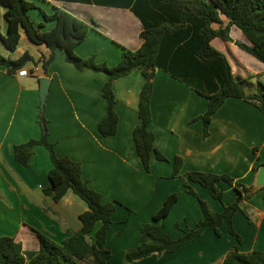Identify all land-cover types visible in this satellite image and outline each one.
<instances>
[{"label":"crops","instance_id":"1","mask_svg":"<svg viewBox=\"0 0 264 264\" xmlns=\"http://www.w3.org/2000/svg\"><path fill=\"white\" fill-rule=\"evenodd\" d=\"M29 1L49 15L54 9H61L90 26L88 38L75 49L81 58L96 56L98 63L114 67L120 63L124 51H138L143 44L142 22L130 9L102 6L94 1L90 4L74 0ZM5 12L0 5V30L4 37L8 31ZM30 15L36 25L44 23L38 10ZM228 24L229 19L221 15V23L213 28L219 30ZM53 27V23L46 24L45 31ZM230 36L233 42L215 38L211 44L227 57L236 78L255 87L252 80L264 74V64L236 45L252 46L238 27H231ZM25 54L33 60L20 70L12 73L0 65V237H13L22 244L24 252L40 251L35 231L62 244L71 234L82 230L81 216L89 211L88 205L72 192L58 203L45 194L53 169L45 147L34 148L28 166L16 160L15 146L41 138L40 82L44 78L51 80L44 111L57 156L79 162L83 179L102 194L104 203H117L106 237L105 247L111 252L107 264H126V253L143 243L142 227L153 222L173 194L178 201L165 219L168 234L177 240L184 231L196 228L203 212L198 200L188 193L189 173L229 175L255 191L254 170L259 171L264 165V115L255 105L236 98L226 100L212 119L210 136L204 138L201 117L207 111L208 100L157 69L148 130L155 136L157 150L168 161H159L153 155L151 171L147 173L133 138L140 123L138 107L145 81L140 71L114 82L118 132L105 138L98 127L108 115V104L102 94L108 76L91 70L78 71L61 51L47 75L41 61L49 57L50 50L31 43L24 30L15 52H9L0 43V55L5 58L16 61ZM21 70L30 75H18ZM176 158L182 159L183 166L179 176L173 178ZM189 184L216 213L237 200L234 188L223 181L217 183L223 193L222 202L214 200L200 185ZM247 205L252 220L242 212L233 219L234 229L242 238L239 249L242 253H264V187L257 190ZM101 225L98 223L86 236L89 245L96 244V232ZM220 230L221 237L206 229L199 239L176 253L152 255L131 264H222L238 242L229 233L226 221Z\"/></svg>","mask_w":264,"mask_h":264},{"label":"trees","instance_id":"2","mask_svg":"<svg viewBox=\"0 0 264 264\" xmlns=\"http://www.w3.org/2000/svg\"><path fill=\"white\" fill-rule=\"evenodd\" d=\"M74 1L89 4L94 1L95 4L102 6L130 9L142 22L141 48L135 52L124 51L120 63L114 67L106 63H98L96 56L81 58L76 54L75 49L88 38L90 26L61 9H54L49 15L35 2L29 0H0V5L6 9L5 19L8 23L6 37L0 30V43H3L9 52H15L20 44L21 32L24 30L31 43L37 46L44 45L50 50L49 57L41 61L47 75L48 68L59 51L65 54L66 61L78 71L91 70L107 75L108 81L102 88V94L108 104V115L98 127L100 134L105 138L113 137L118 132L119 117L115 110L114 82L134 71H140L145 81L138 107L140 123L133 132V138L137 155L147 173L151 171L153 155L159 161H168L157 150L155 136L148 130L152 122L151 99L157 69L187 84L199 96L208 100L207 111L201 117L204 123V138L210 136L214 115L230 98L255 105L264 115V84L259 82L257 93L248 94L246 82L234 76L227 57L211 44L215 38L233 42L230 29L236 26L249 39L252 46L241 43L236 45L264 64V0ZM35 10L40 12L44 23L36 25L32 20L30 13ZM221 15L229 19V24L226 28L215 30L213 25L221 23ZM49 23H53L54 27L45 31L46 24ZM32 60L29 54L16 61L0 55V65L9 68L12 73L22 69ZM39 124L40 140H30L15 146L16 160L28 166L34 148L45 147L50 153L53 164V169L49 172L51 184L45 190V194L54 203H58L68 192H72L88 205L89 211L81 216L82 230L71 234L62 244L35 231L41 246L37 253L24 252L22 244L16 242L13 237H0V264H107L111 252L105 247L106 237L112 225V216L116 211L117 203H104L102 194L93 190L83 179L82 165L79 162L57 156L55 145L50 141L49 121L44 110L40 111ZM182 166V159L176 158L173 162V178L179 176ZM254 172L257 174L258 169ZM220 181L233 187L238 196L235 203L224 206L223 212L216 213L208 202L197 196L189 183L200 185L214 200L222 202L223 193L217 187ZM188 182L186 185L188 193L198 200L203 212V218L196 228L184 231V235L177 240L168 234L165 219L178 201L176 194L171 195L154 216L153 222L142 227L143 243L126 253V264L152 255L176 253L186 244L199 239L206 229H211L221 237L220 229L225 221L228 223L229 233L236 238L238 245L227 255L222 264H264L263 252L240 251L242 238L235 231L233 224L234 216L239 212L252 220L250 207L247 205L256 194L252 192V187L236 182L229 175L200 172L189 173ZM98 223L102 225L96 232V244L89 245L86 236L95 230Z\"/></svg>","mask_w":264,"mask_h":264},{"label":"water","instance_id":"3","mask_svg":"<svg viewBox=\"0 0 264 264\" xmlns=\"http://www.w3.org/2000/svg\"><path fill=\"white\" fill-rule=\"evenodd\" d=\"M40 86V99H41V110H44L46 101L50 92L51 80L44 78L41 80ZM264 187V166H262L256 176L255 191L252 188V192L256 193L258 189Z\"/></svg>","mask_w":264,"mask_h":264},{"label":"rangeland","instance_id":"4","mask_svg":"<svg viewBox=\"0 0 264 264\" xmlns=\"http://www.w3.org/2000/svg\"><path fill=\"white\" fill-rule=\"evenodd\" d=\"M72 15V14H71ZM37 81V80H36ZM252 82L255 83V87L251 86L248 84V86L246 85V92L248 94H254V93H257V89H256V85L257 83H262L264 84V74L260 75V76H257L255 77V79L252 80Z\"/></svg>","mask_w":264,"mask_h":264},{"label":"built area","instance_id":"5","mask_svg":"<svg viewBox=\"0 0 264 264\" xmlns=\"http://www.w3.org/2000/svg\"><path fill=\"white\" fill-rule=\"evenodd\" d=\"M18 75H20V76H29L30 73H29L27 70H21V71L18 73Z\"/></svg>","mask_w":264,"mask_h":264}]
</instances>
